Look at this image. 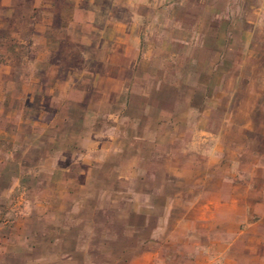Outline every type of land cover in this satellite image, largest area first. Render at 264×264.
<instances>
[{
	"label": "crops",
	"instance_id": "0c3cea01",
	"mask_svg": "<svg viewBox=\"0 0 264 264\" xmlns=\"http://www.w3.org/2000/svg\"><path fill=\"white\" fill-rule=\"evenodd\" d=\"M248 11L262 14L264 0H0V22L27 23L32 57L24 79L0 65V166L23 163L4 154L21 148L28 124L27 148L47 151L35 165L50 168L36 177L45 188L24 196L20 175L0 173V264H53L65 256L54 247L69 242L58 230L70 220L81 264H164L169 229L188 248L186 264H264V142L233 145L224 114L218 131L212 123L214 90L228 100L239 79L225 76L244 66L223 61L232 39L250 35L236 28L250 22ZM56 134L75 135L60 160L50 154ZM75 163L81 169L71 173ZM102 214L127 216V232L158 216L133 243L143 250L101 259L102 240L99 256L87 244ZM38 247L45 253L32 252Z\"/></svg>",
	"mask_w": 264,
	"mask_h": 264
},
{
	"label": "rangeland",
	"instance_id": "374dc122",
	"mask_svg": "<svg viewBox=\"0 0 264 264\" xmlns=\"http://www.w3.org/2000/svg\"><path fill=\"white\" fill-rule=\"evenodd\" d=\"M254 3L257 0H252ZM246 19L250 22H242L237 25L236 28L246 30L249 32L248 37L244 38H235L231 41V51L229 54L225 55L223 61V67L229 65L230 67L235 66L237 62L245 61L243 64V69H233L230 68L229 74L225 77H229L231 80L238 78V83L236 85H230L229 87V99L226 100V96L223 99L220 98V92L214 90V110H213V128L218 131L221 126V120L224 114V130L225 138L233 145H237L240 141H246L248 144H251V147L254 146V143L264 142V136L261 134V130L264 128V12L260 15H256L252 11L246 13ZM214 25L218 24L217 20H214ZM234 26V25H233ZM19 28L20 30L24 29L25 33L22 34L26 36L17 37L14 35V30ZM28 25L27 23H15L13 21H4L0 22V65H9L10 70L8 77L14 78L22 76L24 79L29 72L28 63L31 61L30 54V42L31 39L28 36ZM207 42H210V39H204ZM221 39H214L213 44L218 46L220 45ZM245 46L250 47V50L241 53V49L244 50ZM199 62L203 59L202 54L197 55ZM220 66L218 69V75L223 71V67ZM216 75L214 76V78ZM256 97V101H253ZM217 98V99H216ZM220 98V99H219ZM29 104L22 103V105ZM251 109L247 114V110ZM71 117L69 121L70 128H77L79 124L77 112ZM246 127V133L242 129ZM21 148L16 150H7L5 151V157H17L22 158V164L20 166H14L12 163H5V165L0 166V173L5 175V177L10 178L13 175H20L18 182L15 185L17 192H22L23 196L37 189H44L45 181L36 179L37 176L45 177L49 171V166L46 163H41L40 165H35V162H39V158L46 157L47 151L36 148H27V145L32 141L33 136L30 135V126L28 124H22L21 128ZM242 130V132H241ZM258 131V132H256ZM73 136L69 135V138L66 140L62 139L61 134L55 135L54 145L56 146L53 151H50V154H53L54 157L61 159L60 149L62 144H70L73 141ZM45 134L39 136L38 144H44ZM66 142V143H65ZM37 143V142H35ZM59 147V149L57 148ZM1 155V152H0ZM81 169V165L75 163L71 167V173ZM60 173V172H58ZM38 177V178H39ZM6 184L9 185L11 182L6 181ZM71 217L76 215L71 214ZM158 215L153 214L149 216L147 226L149 229L127 232L124 230V224L127 221V216L122 214H102L98 216V220L102 222L100 228L95 230V235L91 234L90 239L87 244V250L94 256L96 254L99 256L98 246L95 245L97 239L102 240V245L100 247V252L102 255L101 259H104L105 252L112 251L117 252L123 247L126 249L134 248L135 251L143 250V247L139 244H134L135 241L139 240L142 236L147 235V232H151L150 227L156 222ZM177 214L169 215L167 220L168 226L173 224ZM129 219V217H128ZM59 219L56 220L58 222ZM70 220L68 226L58 230L60 236L64 235L66 239H69V242L65 245H57L54 247V252L59 255H65L64 257L56 259L53 264H81L79 258L80 252L77 245H73L77 242V238L81 233L78 230L77 225L72 224ZM134 223L136 226L139 225L140 219H135ZM167 240L166 245H163L161 252L167 258V261L164 264H186L185 261H182L180 257V252H185L188 248L181 246L180 242H177L179 239L176 238V233L174 230L169 229L167 231ZM133 246V247H132ZM157 249V246H151V249ZM134 251V252H135ZM35 254L45 253V248H37L36 251H32ZM16 264V263H12ZM98 264V263H96ZM114 264H121L116 262Z\"/></svg>",
	"mask_w": 264,
	"mask_h": 264
}]
</instances>
